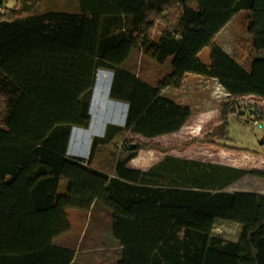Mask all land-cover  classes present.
<instances>
[{"label":"trees","instance_id":"16d2710c","mask_svg":"<svg viewBox=\"0 0 264 264\" xmlns=\"http://www.w3.org/2000/svg\"><path fill=\"white\" fill-rule=\"evenodd\" d=\"M79 3L77 13L28 16L13 9L0 16V264H71L74 251L54 241L71 230L68 210L88 212L97 204L112 215L122 246L118 264H264L263 195L156 184L150 171L129 166L142 150L167 154L173 146L125 142L113 153L112 175L93 165L97 138L89 159L68 155L73 128L90 124L99 68L113 69L111 96L129 104L126 128L149 138L178 131L191 116L189 106L162 95L186 74L264 99V0ZM242 11L251 14L250 69L216 42ZM127 16L129 39L122 31ZM133 49L169 61L171 73L157 87L135 77L123 66ZM205 49L209 65L200 58ZM233 104L222 111L225 124L229 114H240ZM218 219L243 225L238 243L218 245Z\"/></svg>","mask_w":264,"mask_h":264},{"label":"rangeland","instance_id":"374dc122","mask_svg":"<svg viewBox=\"0 0 264 264\" xmlns=\"http://www.w3.org/2000/svg\"><path fill=\"white\" fill-rule=\"evenodd\" d=\"M0 8V16L13 9L34 16L49 11L74 12L78 4L77 0H0ZM249 22V16L242 12L216 40L232 57L238 56L246 69H250L248 53L253 49L252 37L248 32ZM159 27L162 29L161 25L157 29ZM130 54L123 66L151 86L157 87L171 73L169 61L157 63L138 49H133ZM200 58L205 64L212 63L209 49H205ZM113 74L111 68L97 70V83L90 96V124L86 128L77 126L72 130L69 150L73 156L89 159L93 141L97 138L100 144L93 153V165L112 175L115 169L113 153L125 142L154 143L165 148L173 146L167 154L153 149L142 150L129 166L150 171L148 179L156 184L182 188L201 186L211 191H245L264 196V113H256L257 110H264L262 98L255 94L233 95L217 78L188 74L180 87H167L162 95L189 106L193 115L178 131L149 138L126 128L129 105L127 101L111 96ZM101 75L104 77L101 78ZM232 103L236 104L235 108L240 114L228 115V124L232 116L229 136L228 124L222 120V111ZM255 117L263 124L262 128L251 121ZM194 139L197 141L192 143ZM224 146L247 152L229 150ZM65 190L64 181L61 191ZM85 214L74 213L72 233L57 241L58 244L73 246L78 243L80 251L84 247L90 249L89 253L81 252L75 264L116 263L122 256V249L117 248L120 246L117 241L108 239L112 230L110 211L100 204L94 205L88 225ZM96 227L102 231L101 237H98V231L93 233ZM243 229L239 223L218 219L213 236L220 247L227 248L241 240ZM83 232L85 235L79 243ZM93 235H96L94 239L91 238ZM89 238L94 241L93 244H89ZM85 254L90 256L86 257Z\"/></svg>","mask_w":264,"mask_h":264},{"label":"crops","instance_id":"0c3cea01","mask_svg":"<svg viewBox=\"0 0 264 264\" xmlns=\"http://www.w3.org/2000/svg\"><path fill=\"white\" fill-rule=\"evenodd\" d=\"M15 1H17L18 2V0H15ZM20 2L21 1H28V0H19ZM77 4H78V9L77 10H74V12L73 13H77V12H79L80 11V3H79V0H77ZM243 13H245L246 15H248L249 16V18H250V21H251V14H250V12L249 11H242ZM242 12H240L236 17L238 18V16L239 15H241V13ZM236 17H234L229 23H228V25L217 35V37H216V40L218 39V37H221V34L224 32V30L233 22V20L236 18ZM124 22H125V24L123 25V28H122V31L124 32V34H125V37L126 38H128L129 39V31L132 29V23H133V17L132 16H127V17H125L124 18ZM249 24H250V22H249ZM161 28L159 27V29H157V33H156V37L158 38V37H160V34H161ZM219 46H221L222 47V49L223 50H225L226 51V53L229 55V56H231L228 52H227V50L224 48V46L223 45H221V44H218ZM232 57V56H231ZM186 75H188V74H186ZM185 75V76H186ZM193 75H196V74H193ZM198 76V75H197ZM102 77H104V76H102L101 75V78ZM198 77H201V75H199ZM203 77V76H202ZM249 95H253V94H249ZM257 96V95H256ZM166 97V96H165ZM257 97H260V96H257ZM260 98H262V97H260ZM263 99V98H262ZM264 100V99H263ZM129 105V104H128ZM110 110H119V109H110ZM128 110H129V106H128ZM193 114H191V116H192ZM231 121H232V116L229 118V124H228V127H227V130H228V135L229 136H231V125H230V123H231ZM198 124V123H197ZM71 140V139H70ZM69 146H70V143H69ZM68 155H70V156H73V153H70V150H69V148H68ZM66 182V181H65ZM93 209H94V206L88 211V212H84V211H81V210H78V209H70V210H68V218H69V220L68 221H70V223H71V230L68 232V234H70V233H72V231H73V229H74V225H73V221L72 220H74V213H81V214H83L84 215V213H86L85 214V220H86V224L88 225L90 222H91V218H92V212H93ZM75 215H78V214H75ZM98 231V233H97V235H98V237H101L102 236V231L100 230V229H98L97 227H96V229L93 231V233L94 232H97ZM113 231L111 230V232L109 233V237H108V239L111 241V239L110 238H112V241L114 240V241H117L116 239H115V237H114V235H113V233H112ZM85 232H83L82 234H81V237H80V239H79V243L80 242H82V238L84 237V234ZM67 233L66 234H64V235H62V236H60V237H58V238H56L55 239V241H54V244L56 245V246H58V247H62V248H66V249H70V250H72V251H74V258H73V261H71L72 263L71 264H75V261H77V259L79 258V254L81 253V252H83V253H89L90 252V249L88 248V247H84L83 248V250H81L80 251V249H79V247H78V243H75L73 246H70V245H65V244H58V242L57 241H59L60 239H62L63 237H66L67 235H68ZM96 237V235H93V236H91V238H95ZM91 238H89V240H91V242H89V244H93V242L94 241H92V239ZM118 242V241H117ZM119 243V242H118ZM120 245V244H119ZM71 247H73V248H71ZM117 248H119V249H122V246L120 245L119 247H117ZM91 254V253H90ZM86 255V257H88V256H90V255H88V254H85ZM122 257V256H121ZM121 257H120V259H121ZM120 259L116 262V263H114V264H118V262L120 261ZM86 260V259H85ZM83 262H86V261H84L83 260Z\"/></svg>","mask_w":264,"mask_h":264},{"label":"built area","instance_id":"2783aa9c","mask_svg":"<svg viewBox=\"0 0 264 264\" xmlns=\"http://www.w3.org/2000/svg\"><path fill=\"white\" fill-rule=\"evenodd\" d=\"M0 11H1V8H0ZM251 121L253 122V124H255V126L257 125L260 128L263 127V124L261 122H259L258 119H256V117L253 118Z\"/></svg>","mask_w":264,"mask_h":264},{"label":"water","instance_id":"95a60500","mask_svg":"<svg viewBox=\"0 0 264 264\" xmlns=\"http://www.w3.org/2000/svg\"><path fill=\"white\" fill-rule=\"evenodd\" d=\"M136 147V144H131V148H135Z\"/></svg>","mask_w":264,"mask_h":264}]
</instances>
